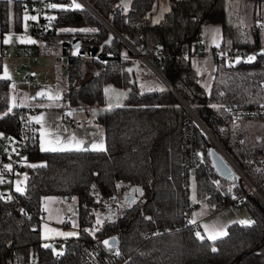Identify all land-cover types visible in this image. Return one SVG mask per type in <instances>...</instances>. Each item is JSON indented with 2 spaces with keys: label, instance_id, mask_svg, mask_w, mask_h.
<instances>
[{
  "label": "trees",
  "instance_id": "obj_1",
  "mask_svg": "<svg viewBox=\"0 0 264 264\" xmlns=\"http://www.w3.org/2000/svg\"><path fill=\"white\" fill-rule=\"evenodd\" d=\"M25 1L0 0V37L21 29ZM85 1L155 66L264 199V142L249 145L225 112L228 103L264 101V48L246 62L228 64L216 56L206 94L194 58L184 54L194 42L200 43L201 27L210 22L221 27L219 52L227 45L244 51L264 47L259 13L251 10L248 30L231 0H168L156 20L147 17L155 0ZM78 5L51 8L55 19L39 36V50L56 58L69 46L59 96L64 105L57 108L64 114V107L99 108L106 100L105 88L123 95L111 108L95 112L103 150L41 151L36 131L27 146L26 161L34 163H27L23 191H14L7 200L0 194V264H83V246L110 234L117 237L122 264H264V201L240 175L226 180L213 171L207 157L213 141L197 125L199 164L189 189L193 205L205 201L207 213L213 212L231 203L232 192L238 190L242 196L235 205L247 210L252 223L233 221L226 226L227 234L216 240L189 221L174 231L147 236L155 226L182 221L180 127L185 107L163 82L159 89H149L144 82L157 78L155 72L141 69L145 64L135 51L81 2ZM74 42L79 47H72ZM1 68L0 56V74ZM9 106V80L0 75V130L16 135L26 106ZM47 194L76 196L77 231L62 238L57 252L53 247L59 243L47 241L40 232ZM127 194L135 197L130 205Z\"/></svg>",
  "mask_w": 264,
  "mask_h": 264
},
{
  "label": "rangeland",
  "instance_id": "obj_2",
  "mask_svg": "<svg viewBox=\"0 0 264 264\" xmlns=\"http://www.w3.org/2000/svg\"><path fill=\"white\" fill-rule=\"evenodd\" d=\"M28 2L29 0L25 1V3ZM80 2H81L80 0H46L47 10L45 11V14L48 16L52 14L51 8L48 7L49 4H56L58 6H66V5L76 6ZM231 2L232 4H234L232 8L238 10L241 14V20H242V24L244 25V29L249 30V26L251 23L252 9H254V13L257 12L259 13L260 18L263 14V27H264L263 0H231ZM26 7L24 8L22 14L21 29L19 31L8 30L5 33H3L0 37V53L4 49L9 50L10 52L19 51L21 53L22 52L21 47L25 46L27 47L31 56V60L29 61V71L31 73L32 78L29 81L23 80L22 76L24 74V70L20 68V62L26 61V58L23 57L21 58L20 56L2 57V68L0 75L4 77L5 69L7 70V76H8L7 79L9 80V85H10L9 108L13 105H24L27 108L34 107V105L31 102L34 101V97L37 96L38 93H44L47 99H49V96L52 97H55L57 95L60 96V92L61 90H63L65 84V75H66L65 69H66L67 54L61 52L59 53L58 58H56L53 54L44 53L39 50V35H38L39 32L35 33L34 31L31 30V25L32 23H36L38 21V16L34 11L27 9ZM167 8H168V0H155L153 6L151 7L150 11L147 14V17L151 20H156L159 18L162 12L165 11ZM25 15L28 16L35 15L37 17V20L35 21L31 19L25 20ZM259 22H261L260 19H258V23ZM251 29H253V27H251ZM205 31H206V26L202 25L198 40H201L200 38L202 35L205 34ZM261 34L264 38V33H262V31ZM6 39L8 41L7 43H5ZM30 40L35 42L30 43L29 42ZM194 44H196V42L192 44L191 50ZM261 46L254 48L255 50L253 51H251V49L247 51V57L254 56L255 52L263 50ZM34 55H35V59L32 58V56ZM138 57L144 62L145 66L150 69L147 62H145L142 59V57L140 56ZM191 57L195 59V56H191ZM14 90H16L17 92H14ZM36 103L40 105L41 103L40 99H37ZM50 103L51 104L57 103V105L58 104L64 105V103H62V100H60L59 98L50 99ZM96 107H99L98 111H101L103 109H109L106 108L109 107L108 94L106 95L105 102ZM64 110L70 115L72 114L76 117L78 115V111L75 109L64 107ZM258 118H264V116L244 117L239 119V121L242 122L244 127L248 125L252 127L254 126L253 128H255L258 125ZM0 134L4 135L5 133L0 130ZM25 171H26V166L19 169L18 173H14V175L12 174L14 179L13 188L15 190L17 186H19L21 189L23 188V186L21 187V185H23V182L25 180L24 178ZM192 171L193 170L189 172L190 180L193 173ZM235 175H240L237 169ZM10 178L12 180V176H10V173H1L0 171V187L1 189L2 188L4 189L3 191H5L9 187ZM52 196L54 198L53 200L54 209L58 210L56 208H60L59 216L56 215L55 213H52L50 215L51 218L49 217V220L55 221L52 225L53 229H49L47 232H44V235L46 236L43 235V238H45L49 242H58L59 245L56 244L53 247V251L57 252L60 250V245L62 244V238L64 237L58 235L57 233L60 232L75 233L77 231V221H76L77 203H76L75 195H71L69 198H64L61 195H57V196L52 195ZM199 204L200 203H198L197 205ZM197 205H194L190 209L191 216L189 218V222L192 221V217L194 214L197 213L198 215L200 212L199 211L200 205L199 206ZM62 217H66L68 219V224L61 225L60 220L58 221L55 220L56 218L61 219Z\"/></svg>",
  "mask_w": 264,
  "mask_h": 264
},
{
  "label": "built area",
  "instance_id": "obj_3",
  "mask_svg": "<svg viewBox=\"0 0 264 264\" xmlns=\"http://www.w3.org/2000/svg\"><path fill=\"white\" fill-rule=\"evenodd\" d=\"M46 0H30L29 10L34 11L38 16V21L32 23L31 30L35 33L49 30L50 15H46L47 10ZM197 47L195 52L186 48L184 50L185 55H196L200 56L202 53V47L199 43H196ZM264 48L263 46H261ZM22 52L9 50H2L0 53L1 57L4 56H20L26 58V61L20 62V68L24 70L22 76L23 80L29 81L31 79V73L29 71V61L31 60L30 53L27 47H21ZM255 50L251 48V51ZM69 51V46L65 47L63 53ZM210 54L214 59L216 56L222 55L228 64H234L236 62H246L248 60L247 51H244L238 46L227 45L226 48L219 52L217 46L209 47ZM35 59V55L32 56ZM185 113L181 120L180 127V166H181V188H182V221L179 224H166L161 226L153 227L147 236L157 235L163 232L174 231L179 229L182 225H185L190 218V209L194 206L193 201L189 195L190 189V175L189 172L194 170L199 164V151L196 147V130L195 126H200L198 117L196 114L187 106H185ZM35 110L32 108H25V114L22 117L16 135L0 134V171L1 173H10L13 176L14 173H18V170L25 166V160L27 156V146L29 143L34 141L36 138V122L32 119L31 115ZM225 112L231 119H239L244 117H256L264 116V101H258L253 103H241L233 102L228 103L225 106ZM67 125L73 128L75 120L68 118L66 120ZM231 162V161H230ZM11 165V170L5 169V165ZM260 164L264 169V151L260 158ZM13 174V175H12ZM5 200L14 197V190L11 187V178L9 187L5 191H0ZM242 196L241 192L234 190L232 192V205L240 200ZM60 223L66 225L68 223L65 217L60 219ZM194 224V223H193ZM196 226V224H194ZM198 227L196 226V229ZM108 237H100L92 240L91 244L83 246L84 260L83 264H122V259L116 254L117 243L111 248L106 246L103 241ZM57 257V253L54 254ZM5 264H10L9 260H6Z\"/></svg>",
  "mask_w": 264,
  "mask_h": 264
},
{
  "label": "crops",
  "instance_id": "obj_4",
  "mask_svg": "<svg viewBox=\"0 0 264 264\" xmlns=\"http://www.w3.org/2000/svg\"><path fill=\"white\" fill-rule=\"evenodd\" d=\"M27 6V7H26ZM30 6V0L28 3H25V7L29 9ZM263 13H264V7H263ZM261 31L264 33V27H263V14L261 16ZM206 31L205 34L201 36V40L199 45L202 47V53L200 56H195V64L197 71L200 75V86L203 93H207L210 84L213 77V71H214V59L212 58L209 47L211 46H218V43L221 39V27L218 23L210 22L206 25ZM40 36V35H39ZM39 47H40V37H39ZM197 47V44H194L192 47V52H195V48ZM141 69H145L142 66ZM147 77V76H146ZM32 78V76H31ZM148 78V79H147ZM146 82L144 84H147L149 89L157 90L161 86L162 80L159 77H147ZM159 78V79H158ZM161 80V81H160ZM13 90V89H12ZM14 92H17L14 90ZM43 92V91H42ZM121 93V92H118ZM109 96V104L111 103L112 106L117 104L119 100L121 99V96L117 99L115 93H108ZM27 97V96H26ZM28 99V98H27ZM40 99V105L36 109L34 113H32L31 117H39L42 116L43 120L40 123H37L36 121V128L38 131V137H37V144L40 149V131L43 126V130L45 132H51V133H58L59 138L62 141L61 147H71L74 148V145L72 143V137L75 136L77 140L85 141V145L83 147H87L88 149H92L93 144H103V131L102 127L94 120L95 112L99 108L90 107L86 111L83 109L77 110L78 115L77 117L74 115H70L68 113L64 114L59 108H57V103H50V99H47L45 95L43 96H35L34 101L31 102L33 105H36V100ZM36 103V104H35ZM109 108V107H106ZM68 118H73L75 120V125L73 128H70L66 120ZM241 119V118H239ZM239 119H232V123L234 124L235 128L241 129L244 140L251 146L257 145L260 142H264V118H258V125L253 128L252 126H246L244 127L242 122L239 121ZM55 136H46L45 137V143L46 146H48L47 141L51 139H55ZM28 164L34 163L33 161H26L25 160V166ZM20 174V173H19ZM26 174V171H25ZM25 178V177H24ZM19 179V178H16ZM13 176L11 180V187L14 191H16L13 188ZM24 185V182H23ZM21 185V187L23 186ZM23 189V188H22ZM4 189L0 187V191H3ZM53 196L51 194H47L43 196L42 199V205H43V217L42 221L40 222V232L41 235H44V232H47L49 229H53V223L55 221H50L49 217L52 213H55L59 216L60 208H56L58 210L54 209L53 205ZM200 208H199V214H194L192 217V221L194 220L196 226L198 227V230L204 234L208 238L209 235L215 234L214 228L216 230L222 229L224 232H226V226L233 222V221H241V220H250V215L247 212V210L243 206L238 205H232V204H226L222 206L221 208L207 213V204L205 201H200ZM198 204V203H197ZM195 204V205H197ZM197 205V206H199ZM204 209V212H203ZM195 211V209H194ZM57 216V217H58ZM61 216V215H60ZM191 216V215H190ZM51 218V217H50ZM56 221L60 220L59 218L55 219ZM205 225L209 226L208 229H205ZM46 236V235H44ZM220 237V236H219Z\"/></svg>",
  "mask_w": 264,
  "mask_h": 264
},
{
  "label": "snow or ice",
  "instance_id": "obj_5",
  "mask_svg": "<svg viewBox=\"0 0 264 264\" xmlns=\"http://www.w3.org/2000/svg\"><path fill=\"white\" fill-rule=\"evenodd\" d=\"M11 2H12V0H9V3H11ZM48 7L55 9V8H57L59 6L56 5V4H49ZM75 7L76 8H79L80 5L77 4ZM28 19H31V20L35 21V20H37V17L35 15H33V16L25 15V20H28ZM48 19L51 21V20L55 19V17H49ZM62 31H77V30L76 29H62ZM80 31H84V29H81ZM7 42L8 41L6 39L5 40V43H7ZM29 42L30 43H34L35 41H31L30 40ZM77 47H79V46L77 45ZM261 54H264V53H261ZM254 58H255V56H249L248 57V60L251 61ZM4 78H8V76H7V70L6 69H5V76H4ZM104 91H105V94L107 95L109 93L110 89L106 88ZM112 91L114 92V90H112ZM37 95L38 96H43L45 94L44 93H38ZM115 95H116V97L118 99L123 94L122 93H115ZM58 98H59L58 95L55 96V97L49 96V99H58ZM111 107H112V104L110 103L109 104V108H111ZM32 119L35 120L37 123H40L43 120V117L42 116L33 117ZM46 136H55L56 138L55 139L48 140L47 141L48 146H46V143H45V137ZM71 139H72V143L74 145V148H71V147H61L62 141L59 138V134L58 133L45 132L43 130V126H42V129L40 131V150L41 151H52V152H56V151H69V150H76V151H87L88 150L87 147H83V145H85V143H86L85 141L77 140L75 136H73ZM92 149L93 150H103V144L102 143L99 144V145L93 144L92 145ZM37 166L38 165H30V167H37ZM40 166H43V165H40ZM4 168L5 169H8V170H11V165L10 164L9 165H5ZM214 183H218V182L214 181ZM18 184H19V182H18ZM118 187H119V185H118ZM16 191L17 192H22L23 190L19 186H17ZM135 191H140V190L139 189H134V192ZM125 199L128 202V204L130 205L131 203L134 202L135 197L132 194H127ZM97 223L98 224L99 223H102V221L98 218L97 219ZM190 223H195V221L194 220L193 221H190ZM239 223H241L243 225H248V224H251L252 221H250V220H241V221H239ZM204 227H205V229H208L209 226L205 225ZM214 233L215 234L209 235L208 236V239L216 240L219 236H223V235H226L227 234L222 229L216 230L215 228H214ZM57 234L58 235H61V236H65V237L75 235V233H71V232H69V233L60 232V233H57ZM196 235L200 239H204V237L201 236V234L199 232H197ZM114 240H115V238H112L111 241L110 240H105V241H103V243L106 246H108L109 248H111L113 246V241ZM44 247L48 248V247H50V245L45 244ZM213 250L215 251V249H213ZM61 254L62 253H57V255H61ZM116 254L119 255L118 252Z\"/></svg>",
  "mask_w": 264,
  "mask_h": 264
},
{
  "label": "water",
  "instance_id": "obj_6",
  "mask_svg": "<svg viewBox=\"0 0 264 264\" xmlns=\"http://www.w3.org/2000/svg\"><path fill=\"white\" fill-rule=\"evenodd\" d=\"M82 4L87 7L91 12H93L96 16H98L109 28L110 30L116 34L121 40L124 41V43L131 49H133L136 53V55L142 57V59L147 62L149 67L155 72V74L162 80V82L171 89L174 94L179 98V100L187 106L182 99L177 95V93L174 91L172 86L169 84V82L160 74V72L155 68V66L147 60L142 54H140L128 41L122 37L117 31H115L93 8L90 6L85 0H80ZM110 37V36H109ZM108 37V38H109ZM77 45V42H74L72 44V47H75ZM188 107V106H187ZM199 120L200 127L203 128L210 138L213 141L214 145H210L207 148V157L209 159V162L212 166L213 171L221 178L226 180H232L235 176L236 169L238 170L240 176L246 181V183L249 185L250 189L253 190L263 201L264 199L256 189V187L248 180V178L245 176V174L242 172V170L237 166V164L232 160V158L226 153V151L222 148V146L216 141V139L206 130L203 123ZM231 161V162H230ZM133 195V194H132ZM66 198V196H65ZM112 238H115L113 241V245L117 243V237L114 234L108 235L106 240H112ZM52 246V245H50Z\"/></svg>",
  "mask_w": 264,
  "mask_h": 264
}]
</instances>
